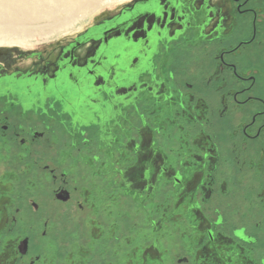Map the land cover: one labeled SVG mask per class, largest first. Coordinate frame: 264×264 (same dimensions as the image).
<instances>
[{"label":"flooded vegetation","instance_id":"flooded-vegetation-1","mask_svg":"<svg viewBox=\"0 0 264 264\" xmlns=\"http://www.w3.org/2000/svg\"><path fill=\"white\" fill-rule=\"evenodd\" d=\"M0 49V197L15 224L0 247L20 234L16 264L37 254V264L70 255L74 264H127L125 236L147 246L161 235L165 264L178 253L194 264L204 246L181 234L198 236L204 221L176 208L184 194L166 179L193 155L192 195L224 211L209 253L218 249L221 264H264L252 235L264 230V0H131L48 53ZM134 145L173 168L144 184ZM85 234L86 258L77 251ZM200 264H215L213 255Z\"/></svg>","mask_w":264,"mask_h":264},{"label":"snow or ice","instance_id":"snow-or-ice-1","mask_svg":"<svg viewBox=\"0 0 264 264\" xmlns=\"http://www.w3.org/2000/svg\"><path fill=\"white\" fill-rule=\"evenodd\" d=\"M167 19V17H165ZM174 34V33H173ZM241 95L243 93L241 92ZM159 99V98H158ZM167 99V98H166ZM183 132L184 129L181 128ZM151 144V141H149ZM137 152V162L133 165V172L138 173L139 179L144 184L155 183L157 176L165 175V173L172 169L173 166L171 164L165 163L164 161L157 162V158L154 156L151 147H147L145 149H141L140 145L133 146ZM191 145L188 146V151L191 152ZM125 160H129V157L125 156ZM196 157L190 156L191 162L181 163L177 170H172L168 172L166 179L170 181V186L174 187V189L178 190L177 195L180 192H183L184 196L180 198L179 202L176 204V208H180L182 205H186L185 211L192 214L201 215V219L204 221V227L201 228L200 234L198 236H193L191 231L186 230L181 234V239L185 240L189 247L193 246V242L198 243L201 246H204V251L199 252L197 255L192 257L194 264H200V259L202 256L206 254L213 255L215 260V264H221L220 259L215 258V251L218 249H214L212 253H209L208 249L210 246L215 245L216 243V234L219 229L224 224V211L223 208L219 205H213L211 208L209 207L208 201L200 199L197 202V198L192 195L196 191V186L200 183V178L197 177L195 180H192L191 177L186 175V170L195 165ZM203 163V160H201ZM161 165H163L161 167ZM47 170V168H46ZM56 169H52V176L55 178ZM61 179L66 183L69 177L63 173H61ZM132 182H135L136 177L133 175L131 177ZM189 180H192L191 183H188ZM34 186V185H33ZM7 191L6 189H0V192ZM187 197V201L184 199ZM4 203L2 197H0V239L3 238L5 231L8 229H15V224L10 223L8 220V212L4 210ZM87 204V200L83 202H78V207L81 212L84 213L85 217L87 215L85 205ZM35 210L38 212L39 207L35 206ZM204 213L208 214L210 219H206L204 217ZM19 209H17L13 215H19ZM47 227V224H45ZM81 227H83V223H81ZM138 227V226H137ZM160 229V225H157V230ZM29 229L26 228L25 231ZM115 235V231L112 233ZM42 237H47V231H42L40 233ZM153 237L156 236V232L152 233ZM235 235L241 239H247L245 231L241 228L236 231ZM98 238V237H97ZM161 239H164V236L161 235L160 239H156L154 244H148L147 246L141 245L136 242L135 236H125L124 245L131 249L128 258L127 264H150V261H156L157 264H165L164 258L170 255L169 249L165 248L161 251H157V247L161 243ZM20 240V234L18 233L16 236L9 235L7 241H5L4 246L0 247V264H7L9 259L11 258V264H16V245ZM90 244V240L88 239L87 234H85L84 239L81 241L77 251L81 254L82 257H87L90 254V250L88 245ZM122 250V249H120ZM41 257L39 254L35 256V258L29 259V264H37L40 261ZM68 264H74L76 260L75 255H70L68 258ZM174 260V264H189V257L182 254H176L171 257ZM51 258L49 257L44 261V264H50ZM228 264H231V260L229 259Z\"/></svg>","mask_w":264,"mask_h":264},{"label":"bare ground","instance_id":"bare-ground-1","mask_svg":"<svg viewBox=\"0 0 264 264\" xmlns=\"http://www.w3.org/2000/svg\"><path fill=\"white\" fill-rule=\"evenodd\" d=\"M116 1L117 0H0V47L12 48L20 45L24 48H30L36 43L33 41L34 39L30 37L31 34L41 33L43 29L49 26H52L54 31L51 32L49 29L48 34H52V36L59 34L61 31H64V29L66 30L76 23L79 17L75 18V16H81L82 18ZM126 1L129 2L131 0ZM49 37H51V35L45 39H40L38 44L45 42ZM261 54L259 52L258 58L261 57ZM262 57L264 58V55ZM259 66L260 64L258 67ZM261 78L264 79V72Z\"/></svg>","mask_w":264,"mask_h":264},{"label":"rangeland","instance_id":"rangeland-1","mask_svg":"<svg viewBox=\"0 0 264 264\" xmlns=\"http://www.w3.org/2000/svg\"><path fill=\"white\" fill-rule=\"evenodd\" d=\"M128 3L126 0H117L113 4L109 6L102 7L101 9L95 10L94 12L89 13L88 15H85L81 18V16H75V18H78L76 23H74L73 26H70L66 30L61 31L59 34L53 35L48 34L49 29L51 32L54 31V28L52 26H49L42 30L41 33H33L30 35L31 38H33L36 43L35 45H32L30 48H24L20 45L17 47H12L14 49L22 50V51H36V52H42V53H48L51 49H56V47L60 45L68 44L69 42L73 41L76 37H78L81 33H83L86 29H89L92 25H94L98 20L103 19L107 15L112 14L117 8L122 7L124 4ZM81 15V14H80ZM262 17V16H261ZM67 25V24H66ZM49 37L48 40H46L43 43H39V40L45 39L46 37ZM5 49H11L7 47H0ZM253 61H250L249 65H247V68L256 67V62L254 59ZM255 62V63H254ZM258 65V64H257ZM250 71L252 69H249ZM263 72L261 73V77L263 76ZM264 83V79L261 78L260 84ZM258 86L259 89H257V95L262 94V89L264 90V86L260 85ZM240 208L242 207L246 211L249 209L246 203H242L241 206L237 204ZM243 211V210H242ZM250 209L247 211L246 214V223L247 225H253L254 218H252V215H250ZM261 216H257V221H259ZM61 232V228L59 230ZM255 238H257V251L261 254H264V230H260V228H257V233L252 234ZM241 239V238H239ZM242 240V239H241ZM262 257L264 255H261Z\"/></svg>","mask_w":264,"mask_h":264}]
</instances>
